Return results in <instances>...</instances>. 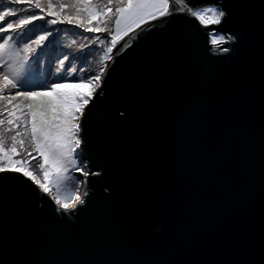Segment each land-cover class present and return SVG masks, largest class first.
Wrapping results in <instances>:
<instances>
[{"label": "water", "instance_id": "water-1", "mask_svg": "<svg viewBox=\"0 0 264 264\" xmlns=\"http://www.w3.org/2000/svg\"><path fill=\"white\" fill-rule=\"evenodd\" d=\"M249 2L247 11L258 19L261 0ZM170 19L163 28L154 22L148 40L126 37L133 47L123 54L114 49L115 61L106 62L109 72L86 108L108 106L123 95L130 118L117 130L104 125L99 111L86 112V122L82 118L85 155L93 171L105 164L107 174L89 178L91 203L76 223L69 227L55 219V205L31 181L8 186L0 220L6 260L258 264L264 223L258 39L253 35L248 45L252 82L237 92L226 86L229 77L235 79V62L220 66L213 86L207 64L186 56L191 50L202 56L210 32L220 26L196 31L190 18ZM162 34L175 39L154 47ZM177 51L179 69L153 73L145 86L143 74ZM106 185L112 190L108 200Z\"/></svg>", "mask_w": 264, "mask_h": 264}, {"label": "snow or ice", "instance_id": "snow-or-ice-1", "mask_svg": "<svg viewBox=\"0 0 264 264\" xmlns=\"http://www.w3.org/2000/svg\"><path fill=\"white\" fill-rule=\"evenodd\" d=\"M0 7L3 8L0 10V220L5 212L3 197L8 186L13 181L23 185L27 180L38 188L39 194L50 198L55 205V219L69 227L76 223L80 214L86 212L91 203L93 182L89 178H103L107 174L105 164L98 165L99 170L93 171L90 166L92 162L85 155L88 141L81 133L87 131L86 112L99 111L104 125L112 130L119 129L130 118L127 96L118 95L105 107L95 105L93 108H86L91 96L74 97L58 91L63 83L68 82L65 78L58 77L61 82L48 84L34 80L30 71L32 64L39 61L56 35L51 27L34 31L37 21L46 22L49 26L74 25L84 32L100 33L110 38L106 44L99 36L95 37L101 45L106 44L104 53L100 56L101 66L95 75L78 81L91 85L94 94L102 88L104 77L109 72L106 61H115L113 50L123 54L133 47L127 43L126 37L137 41L148 40L152 35L154 22H158L163 28L174 17L190 18L187 22L196 31L208 29L209 26H220L210 32V47L204 50L202 56L195 50L187 52L186 56L207 64L213 86L217 74L223 70L220 66L235 62L232 70L235 79L233 81L229 77L226 86L238 92L245 84H251L253 79L248 45L251 37L256 35L264 208V0H261L258 19L247 11L253 7L249 0H228V3L225 0H7V4ZM225 24L231 26L225 28ZM141 32L144 33L143 36L140 35ZM172 39L175 38L162 34L153 46H161ZM89 42L95 43V40L90 39ZM85 47L87 45L80 46L81 50ZM180 55L177 51L164 57L153 69L144 73L142 79L145 86L153 73L164 76L177 71L180 67ZM69 59L68 55H64L59 60L57 73L66 67ZM99 94L106 97L102 90ZM82 118L85 122H82ZM30 161L35 163V168ZM70 170L78 172L82 179L69 175ZM9 173L19 176H9ZM20 176L25 179H20ZM104 191L107 193L105 200L110 199L111 186L106 185ZM32 194L36 195L35 191ZM0 264H19V261L11 258L6 260L0 254ZM258 264H264V223Z\"/></svg>", "mask_w": 264, "mask_h": 264}, {"label": "trees", "instance_id": "trees-1", "mask_svg": "<svg viewBox=\"0 0 264 264\" xmlns=\"http://www.w3.org/2000/svg\"><path fill=\"white\" fill-rule=\"evenodd\" d=\"M97 2H102V0H97ZM6 4L7 0H0V6ZM0 10H3V8L0 7ZM94 20L95 18H93ZM35 23L37 27L34 31L51 27L56 35L49 48L41 54L39 61H34L32 64L30 71L34 80L43 84L50 82L59 83L61 81L58 77H63L68 82L63 83V86L58 91L69 96H74L75 86L78 87L86 84L78 81L81 78L86 79L89 76L95 75L99 71L101 66L100 56L104 53L105 46L110 38L100 33L84 32L74 25L58 24L56 26H49L46 22L42 21ZM96 36H99L100 40H105L106 44L101 45L99 40L95 39ZM90 39L95 40V43H90ZM81 45H87V47L81 50ZM64 55H68L70 59L66 61V67L57 73L58 62L60 59H63ZM8 142L10 143V141ZM33 155L35 154L33 153ZM37 159L39 158L37 157ZM30 163L35 168V163L31 161Z\"/></svg>", "mask_w": 264, "mask_h": 264}, {"label": "rangeland", "instance_id": "rangeland-1", "mask_svg": "<svg viewBox=\"0 0 264 264\" xmlns=\"http://www.w3.org/2000/svg\"><path fill=\"white\" fill-rule=\"evenodd\" d=\"M92 95H93V92H92V86L91 85L86 83L83 86H78V87L75 86L74 97H89V96L92 97ZM68 174L69 175H75V176L82 179V177H80V174L78 172H75L74 170H70Z\"/></svg>", "mask_w": 264, "mask_h": 264}]
</instances>
